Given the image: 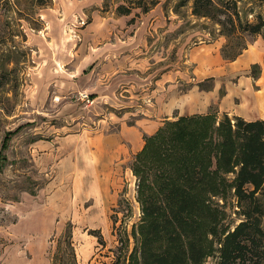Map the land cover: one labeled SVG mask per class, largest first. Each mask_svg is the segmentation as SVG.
<instances>
[{
  "label": "rangeland",
  "instance_id": "rangeland-1",
  "mask_svg": "<svg viewBox=\"0 0 264 264\" xmlns=\"http://www.w3.org/2000/svg\"><path fill=\"white\" fill-rule=\"evenodd\" d=\"M192 1L157 0L143 12L138 0H100L95 12H87L74 0H9V16L1 14L0 20L7 26L14 18L18 56L8 64L15 69L0 78V148L6 131H16L0 161V264H51L56 252L61 264H70L64 244L68 229L77 264L110 262L119 252L118 234H129L139 221L136 176L130 167L131 173L122 166L121 178L109 182L113 200L100 199V184L93 186L94 197L81 178H52L64 168L65 148L79 143L82 135L116 133L139 117L157 121L194 113L204 109L199 93L214 88V97L232 92L235 108L247 114V104L239 108L248 101L239 88L250 80L252 87L263 89L264 77L256 80V68L244 66L236 56L224 58L221 73L198 81L191 46L217 39L222 55L228 37L213 19L193 14ZM236 1L247 20L264 17V0ZM120 3L131 4V11L117 13ZM89 16L100 17L90 24ZM95 34L99 37L93 38ZM242 42L264 51L261 33L237 37L236 45ZM208 110L218 111V99ZM154 125L142 126L138 135L153 133ZM214 198L227 212L224 222L239 220L232 189L225 202ZM133 244L129 235L126 250ZM217 260L215 253L203 264Z\"/></svg>",
  "mask_w": 264,
  "mask_h": 264
},
{
  "label": "trees",
  "instance_id": "trees-1",
  "mask_svg": "<svg viewBox=\"0 0 264 264\" xmlns=\"http://www.w3.org/2000/svg\"><path fill=\"white\" fill-rule=\"evenodd\" d=\"M145 1L137 4L143 12L157 2ZM8 2L0 0V15L9 16L13 6ZM131 8L120 3L116 11L129 13ZM191 12L213 19L219 33L228 37L221 48L225 59H234L247 47L246 42L236 45L237 37L261 33L264 39V17L247 20L236 0H193ZM11 21L5 26L0 20V78L15 69L8 64L16 63L18 56L13 39L18 30ZM229 47L236 50L230 52ZM252 65L256 78L260 65ZM15 131L4 134L0 161L6 159L3 150ZM143 139L130 164L136 176L140 219L129 234H118L119 252L114 258L97 264H203L215 253L217 264H264V119L227 112L219 116L216 110L180 114L165 119ZM230 189L240 215L233 225L224 222L227 212L214 198L225 202ZM129 235L134 244L127 251ZM65 238L70 264H77L71 229ZM57 254L51 264H61Z\"/></svg>",
  "mask_w": 264,
  "mask_h": 264
},
{
  "label": "crops",
  "instance_id": "crops-1",
  "mask_svg": "<svg viewBox=\"0 0 264 264\" xmlns=\"http://www.w3.org/2000/svg\"><path fill=\"white\" fill-rule=\"evenodd\" d=\"M74 1L76 6L84 11H86L87 9V12L90 9L92 12H95L96 9H92L93 6L100 5V0ZM99 17L100 16H89L90 21L88 23L92 24L94 22H97ZM88 28L89 25L83 27L84 30ZM95 37L98 38L99 36L95 34L93 38ZM93 51L90 52L91 55L93 54ZM201 51L205 53L197 54V56L193 55L195 52ZM94 53H97V51ZM190 54L194 61V68L197 72L198 81L205 78V76H214L224 70L226 62L220 54V44L218 43L217 39L205 42L203 44L194 46L192 45ZM236 59L239 62L243 61L244 66H248L249 64L255 62L259 63L260 75L258 74L256 80H258L260 76H262L261 74H263L264 67L261 63H263L264 61V51L260 52L258 50H251L249 47H246ZM229 62L231 63V61ZM254 82H256L255 79ZM197 89L198 88H193L192 92L197 93ZM239 90L242 92V94H244V100L248 99L247 103L241 101V103L239 104V108L241 110L243 105H248L247 114L235 108V104L232 100V92L228 91L222 97H214L216 88L208 90L207 92L204 91L199 93L198 97L201 98L202 103L200 105L204 107V109L194 110L193 112H206L208 110V106L212 102H214L215 99H218L217 112H227L228 114L234 113L241 115L246 119H264V88L261 89L259 87L255 89L254 87H252V82H250V80H244V86H240ZM189 113L191 112L189 111ZM177 116L178 114L172 116V118H175ZM168 117L169 116L163 117L157 121L153 120L152 117H139L135 120V124L131 125L132 127H128V125L126 127L122 126L120 128V131L116 133H94L82 135L81 141L79 143L65 148L68 153H66V155L64 156V168H62L60 172L58 174H55L52 178H81L83 180L82 182L87 184L86 189L89 194L94 197L96 196L95 192L97 190H95L93 186H98L100 184V199H109L110 197L113 200V191L109 188V182H111L112 180L114 181V178H121L122 166L127 168L125 173L130 170V163L126 164L127 159L129 158V156H131V153L137 152L142 147L144 142L142 136L138 135L141 134L140 128L142 126L147 127V125L152 126L154 121V128L156 129L159 124ZM145 127L142 129L145 130ZM62 160L63 158L60 159L59 162H61ZM86 189L84 190V192L86 191Z\"/></svg>",
  "mask_w": 264,
  "mask_h": 264
},
{
  "label": "bare ground",
  "instance_id": "bare-ground-1",
  "mask_svg": "<svg viewBox=\"0 0 264 264\" xmlns=\"http://www.w3.org/2000/svg\"><path fill=\"white\" fill-rule=\"evenodd\" d=\"M262 77H264V71H263ZM259 92H262V91H259Z\"/></svg>",
  "mask_w": 264,
  "mask_h": 264
},
{
  "label": "built area",
  "instance_id": "built-area-1",
  "mask_svg": "<svg viewBox=\"0 0 264 264\" xmlns=\"http://www.w3.org/2000/svg\"><path fill=\"white\" fill-rule=\"evenodd\" d=\"M85 96H86V94H85Z\"/></svg>",
  "mask_w": 264,
  "mask_h": 264
}]
</instances>
